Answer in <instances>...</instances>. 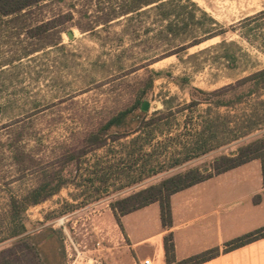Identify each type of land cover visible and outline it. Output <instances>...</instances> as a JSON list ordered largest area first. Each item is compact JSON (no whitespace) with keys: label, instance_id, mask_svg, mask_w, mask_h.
I'll list each match as a JSON object with an SVG mask.
<instances>
[{"label":"rangeland","instance_id":"obj_1","mask_svg":"<svg viewBox=\"0 0 264 264\" xmlns=\"http://www.w3.org/2000/svg\"><path fill=\"white\" fill-rule=\"evenodd\" d=\"M138 2L46 0L0 19V252H15L19 264H66L57 256L64 227L79 243L95 238L96 228L106 235L118 200L192 169L214 174L221 156L264 139V88L248 95L247 83L216 98L208 94L264 70V0L182 3L195 21L187 20L186 35L172 41L159 36L170 21L155 11L121 16ZM207 32L223 33L182 58L166 55ZM151 71L162 74L143 101L149 110L142 103L121 129L105 132L134 129L144 113L156 122L82 156L90 133L134 105ZM241 94L233 106H214ZM193 100L201 104L188 107ZM63 181L55 195L26 206V231L8 237L23 199ZM108 255L113 264H132L118 250Z\"/></svg>","mask_w":264,"mask_h":264},{"label":"crops","instance_id":"obj_2","mask_svg":"<svg viewBox=\"0 0 264 264\" xmlns=\"http://www.w3.org/2000/svg\"><path fill=\"white\" fill-rule=\"evenodd\" d=\"M263 193L262 162L253 160L174 193L170 198L171 227L163 226L157 202L120 216L119 220L112 212L110 233L105 235L103 228H96L90 235L95 238L83 243L75 240L81 250H93L101 243V249L94 254L109 264L113 263L107 260L108 253L113 250L128 256L132 264H142L146 259L152 264H167L164 238L169 234L173 235L177 263L218 249L216 257L201 264H264V238L225 251L227 243L264 227V201L254 202ZM61 240L62 251L58 250L57 256L66 260L65 238ZM107 240H112L110 247L104 244Z\"/></svg>","mask_w":264,"mask_h":264},{"label":"trees","instance_id":"obj_3","mask_svg":"<svg viewBox=\"0 0 264 264\" xmlns=\"http://www.w3.org/2000/svg\"><path fill=\"white\" fill-rule=\"evenodd\" d=\"M46 0H0V19L3 17L13 16L21 14L26 9L37 6L41 2ZM182 3L192 4L194 8H197V5L191 0H143V2H138L134 4L131 8L125 9L121 16L134 14L137 16H142L149 12L155 11L159 14L161 21H170L165 30L159 33V36L163 37V39H167L168 41H172L175 39H179L186 35L189 30L190 22L195 21V14L193 12H187V5ZM151 6V7H150ZM145 7H150L147 10H143ZM142 10V11H141ZM203 17H208L207 13L201 11ZM173 18V19H172ZM213 24L217 25V22L213 18H209ZM174 20V21H171ZM223 32H207L205 38H195L191 42L187 44V42L177 46L171 52H168L167 56L176 55L182 58V54H185L191 47L196 46L204 42L205 40L212 39L221 35ZM226 45V42L220 44V46ZM162 74V72L151 71L149 77L145 81L144 85L139 88L137 99L134 105L127 110L119 113L115 117H113L104 127V130L90 133L87 137L86 147L83 149L80 154L85 156L89 153V149L97 150L103 148L110 137L113 141H119L121 139L128 138L130 136L141 133L142 129L147 128L151 124L156 121L146 120L148 113H144L142 122L138 127L130 130H119L113 134H107L105 130H109L112 127H116L117 129H121L122 125L125 123V120L138 108L141 109V105L147 95L152 91L154 87L155 77H158ZM247 83H251L252 88L248 91V95H252L259 90L264 88V70H261L253 75L239 81L236 85H228L222 89L215 90L213 92L208 93L210 96L219 97L226 92H231L237 89L238 87L245 85ZM200 93L205 94L201 90H198ZM244 96L238 95L236 99L230 101H223L221 99L213 100L215 107H230L235 103L240 102ZM201 102L198 100H193L188 107H194L200 105ZM141 136H136L131 143L135 144L139 142ZM206 151H202L200 153H204ZM74 160V155L72 156ZM253 160H260L262 162L263 168V177H264V139L258 140L252 144H249L245 147H242L238 150L237 154L233 156H221L214 163V174L204 176L199 170L192 169L184 174H179L164 180L161 184L157 186H152L147 189L141 190L131 196H128L124 199L118 200L112 205V209L117 215V219L119 220L120 216L126 215L133 211L144 208L153 203H159L161 206V219L163 226L171 227L172 226V213H171V196L179 192L183 189L191 187L195 184H198L202 181H205L209 178H212L215 175H219L231 169L242 166L248 162ZM65 182H61L60 184L53 187L47 194H42V189H35L30 192L23 199V209L19 211H12V221L10 227L8 228V237H20L25 231L26 226L22 218V212L26 209L28 205H37L45 200L48 197L55 195L62 185ZM264 201V193L263 195H258L254 198L255 203H260ZM264 238V227L260 228L254 232L243 235L229 243L226 244L225 251H231L237 249L239 247L245 246L249 243L257 241L259 239ZM21 242L24 240H20ZM25 247H30L27 242H24ZM164 250H165V258L167 264H201L203 262L208 261L216 257L220 251L218 249L210 250L200 255L185 259L181 262H176L175 259V245L173 235L169 234L164 238ZM13 256V258H12ZM20 257L17 256L15 252H8L6 250H2L0 252V264H19Z\"/></svg>","mask_w":264,"mask_h":264},{"label":"built area","instance_id":"obj_4","mask_svg":"<svg viewBox=\"0 0 264 264\" xmlns=\"http://www.w3.org/2000/svg\"><path fill=\"white\" fill-rule=\"evenodd\" d=\"M66 239L67 259L66 264H109L102 258L95 256L96 250L101 249V243H97L95 249L88 250L87 248L79 247L77 241L68 231L67 227L63 228ZM142 264H152L150 259H146Z\"/></svg>","mask_w":264,"mask_h":264},{"label":"water","instance_id":"obj_5","mask_svg":"<svg viewBox=\"0 0 264 264\" xmlns=\"http://www.w3.org/2000/svg\"><path fill=\"white\" fill-rule=\"evenodd\" d=\"M149 107H150V103L147 102V101H145V102L143 103V105H142V110H143L144 112H147V111L149 110Z\"/></svg>","mask_w":264,"mask_h":264}]
</instances>
